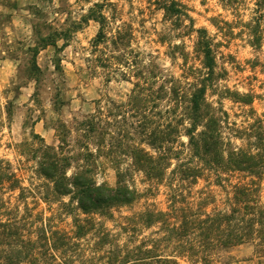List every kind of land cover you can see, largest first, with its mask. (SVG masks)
Wrapping results in <instances>:
<instances>
[{
	"label": "trees",
	"instance_id": "obj_1",
	"mask_svg": "<svg viewBox=\"0 0 264 264\" xmlns=\"http://www.w3.org/2000/svg\"><path fill=\"white\" fill-rule=\"evenodd\" d=\"M148 1L171 22L181 14L177 0ZM111 8L110 0L95 4L81 23L100 25L93 53L101 46L111 50L94 60L96 67L109 82L119 76L132 84L128 103H98L76 123L79 154L63 153L67 141L58 151L39 148V175L52 184L54 199H69L57 211L30 207L27 189L0 163V264H212L220 250L246 244L264 255V115L252 108L255 96L226 88L210 101L219 90L216 59L204 36V70L192 82L166 75L155 63L141 68L131 28L108 32L116 19L106 14ZM225 97L250 107L246 123L231 122ZM101 157L114 166V187L95 180ZM73 162L79 170L69 176ZM134 176L144 191L132 183ZM161 189L163 208L116 218ZM65 215L73 218L71 229L61 227Z\"/></svg>",
	"mask_w": 264,
	"mask_h": 264
},
{
	"label": "rangeland",
	"instance_id": "obj_2",
	"mask_svg": "<svg viewBox=\"0 0 264 264\" xmlns=\"http://www.w3.org/2000/svg\"><path fill=\"white\" fill-rule=\"evenodd\" d=\"M104 1L0 0V163L16 174L36 211H57L60 201L69 202L54 199L52 184L39 175V148L46 145L58 151L67 141L63 153L79 154L76 123L94 113L98 103L102 107L109 102L127 104L133 88L119 76L109 82L107 72L96 67L94 60L106 57L111 48L101 46L102 53H93L100 25L81 23L95 4ZM110 1L112 8L106 14L116 19L108 32L118 26L131 28V50L139 56L141 68L155 63L166 75L192 82L204 70V36L216 59L219 90L209 94L210 101L217 102L226 88L252 94V108L258 117L264 115V0H177L181 14L176 22L167 20L148 0ZM223 106L231 122L243 125L248 120L245 111L250 107L229 97L223 99ZM96 161L97 183L116 186L112 163L105 157ZM78 167L73 162L68 175L77 173ZM140 179L134 176L132 183L144 191ZM165 194L161 189L153 197L145 196L130 209L117 212L116 218L148 206L163 208ZM72 222L65 215L61 227L71 229ZM106 225L112 228L111 223ZM148 234L145 231L143 236ZM121 241L126 242V237ZM179 263L196 264L187 259ZM212 264H264V255L246 244L220 250Z\"/></svg>",
	"mask_w": 264,
	"mask_h": 264
}]
</instances>
